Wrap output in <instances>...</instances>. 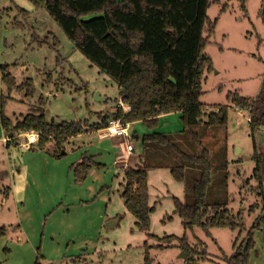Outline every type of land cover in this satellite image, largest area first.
I'll use <instances>...</instances> for the list:
<instances>
[{
    "label": "rangeland",
    "instance_id": "1",
    "mask_svg": "<svg viewBox=\"0 0 264 264\" xmlns=\"http://www.w3.org/2000/svg\"><path fill=\"white\" fill-rule=\"evenodd\" d=\"M243 2L212 0L208 9L211 20L219 19L206 49L215 66L203 83L201 101L208 108L229 104V91L254 97L261 87L264 73V0ZM223 6H227L225 11H222ZM0 64H9L16 82L9 90L0 71V111L3 109L13 119L33 112L43 95L48 121L88 120L93 123L101 114L111 113V109L117 106L116 99H120L118 83L75 47L47 8L36 7L31 0H0ZM29 78L34 87L31 94H27L28 88H20ZM178 116L182 123L181 116ZM248 118L247 110L231 108L226 126L208 127L203 124L194 131L199 133L203 145L211 152L213 182L208 191V204L227 203L234 213L245 206L244 220L250 228L258 216L264 218V202L261 203V195L252 192V186L256 185L254 179L244 184L255 167L252 159L254 142ZM176 127L172 121L162 129L168 133L179 129ZM1 129L0 226L8 227V235L0 238V264H28L36 258L39 246L46 264H143L146 244H165L168 240H158V237L168 235L176 237L169 242V247L151 248L152 257L161 264H187L179 247L180 238L185 234L190 241L196 243V237H199L207 244L212 259L200 264H225L223 258L217 260L218 255L223 257L233 253L238 231L215 227L211 229L213 235L208 236L200 227H195L194 231L185 230L182 218L175 211L176 200L187 204L194 202L193 181L200 177L202 168L200 164L183 161L168 147L159 145H152L154 150L147 153V161L142 167L150 170L157 163L184 165L187 181H178L167 174L162 180H153L157 189L151 187L150 205L154 209L150 213L149 233L136 225V218L127 210L124 198L115 194L108 213H114L117 218L109 219L98 234L84 232L86 236L81 237L74 230L63 232L64 236L55 238L64 242L63 248H59L57 243H52L51 228L58 226L60 220L52 224V213L48 211L55 200L53 195L50 198V190H46L43 202L41 195L26 196L31 186L26 182L45 180V172L41 168L31 172L25 158L29 148L14 143L8 147L2 140L5 134ZM256 136L261 150L264 148V129H260ZM173 140L187 153L198 155L203 150L190 132L174 136ZM71 146L72 142L67 141L64 151L72 152ZM44 148L54 156L53 142ZM15 187L16 197L13 195ZM7 189L9 192L5 193ZM21 201L27 204L24 218L30 236L29 233L16 235L15 232L19 231L13 233L14 229L21 228L15 203ZM254 203L259 207L252 212L254 208L250 207ZM260 222V227L254 229L255 247L251 257L257 264H264V220L260 219ZM247 234L245 232L241 240ZM68 244L70 250L66 248ZM81 246L84 248L80 249Z\"/></svg>",
    "mask_w": 264,
    "mask_h": 264
},
{
    "label": "trees",
    "instance_id": "2",
    "mask_svg": "<svg viewBox=\"0 0 264 264\" xmlns=\"http://www.w3.org/2000/svg\"><path fill=\"white\" fill-rule=\"evenodd\" d=\"M31 1L36 7L47 8L75 47L118 83L120 99L129 109L119 106L112 113L101 114V121L94 124L88 120L48 121L44 108L45 97L42 95L33 112L21 117L13 119L1 109L0 129L10 138L7 146L20 143L21 138H16L20 132L35 130L40 135L37 142L39 147L44 148L53 142L55 154L62 156L65 144L71 137L89 129L107 127L111 118L119 119L124 124L142 121L147 127L156 128L161 115L180 112L183 123L180 134L190 132L197 144L203 147L200 154L185 152L173 140L174 135L168 133L146 134L143 143L145 146H166L183 161L201 165V175L193 181L194 202L187 204L176 200L175 211L182 218L185 230L194 231L195 227H200L208 236L212 235L211 229L215 227L238 231L233 253L230 256L224 254L222 258L226 264H249L251 251L255 247L253 230L260 227V219L264 218L258 216L252 226L247 228L244 209L234 213L227 203L208 204V191L213 182L211 152L194 129L203 124L224 127L228 123L231 108L247 110L254 142L252 159L255 167L244 184L254 179L256 185L253 184L252 192L262 195L264 148H258L256 134L264 126V73L260 90L254 97L229 91V104L208 108L201 101L207 73L215 68L212 57L206 52L219 20L216 18L213 21L208 15L212 0ZM242 7L246 12L244 2ZM226 9L227 6H223L222 11ZM9 68V64H0L2 79L11 90L16 82ZM20 88H28L27 94L33 93L32 80L27 79ZM94 166L102 167L89 155H84L82 161L73 165L76 183L85 182ZM169 167L176 180L187 181L184 165ZM122 186L127 210L136 218V225L149 233L150 213L154 207L149 202L147 168L126 167ZM8 192V189L5 190V193ZM258 207L254 203L250 208H254L253 212ZM245 232L248 234L241 240ZM7 235L8 227L0 226V238ZM175 237H158V240H168L165 244H146L143 264H161L152 257L151 248L169 247V242ZM179 247L186 253L187 264H200L201 261L212 259L207 244L201 239L193 244L185 234L180 238ZM40 248H37V256L32 264H45V256Z\"/></svg>",
    "mask_w": 264,
    "mask_h": 264
},
{
    "label": "crops",
    "instance_id": "3",
    "mask_svg": "<svg viewBox=\"0 0 264 264\" xmlns=\"http://www.w3.org/2000/svg\"><path fill=\"white\" fill-rule=\"evenodd\" d=\"M206 78H208V73ZM116 108L117 106L112 108L111 113L114 112ZM178 115L181 116V113L172 112L161 115L159 125L156 128H149L142 121L127 123V140L133 145L131 151L127 149V140L111 134L108 130V126L99 129H89L75 137H71L68 142H72V152H68L66 149L62 156H57L56 154L53 156L50 153L51 151H45V148L39 147L37 143L31 145L28 149L30 151L25 153V158L28 159L27 167L30 168L31 172L39 168L43 169L42 171L45 172V180H31L30 183L26 182V184H31L27 189L28 192L26 196L29 198V194L32 196L36 195L37 197L41 195V201L43 202L47 194L46 190H50V198L53 195L55 201L48 212L52 213L50 217L53 218L52 224H56L58 220H60V224L51 228L53 236L52 243H57L59 248H63L62 244L64 242L61 243L55 239L64 236L63 232L68 233L74 230L75 233L81 234V237L86 236L84 232L98 234L109 219L117 218L114 213L108 212L110 203L115 194L122 196L125 168L128 166L142 167V164L145 166L147 153H152L150 151L154 150L152 146H145L143 143V136L154 132L166 133L164 132L165 130L162 129V126L172 121H174L175 126H177L176 128L179 129L170 131L168 134L175 132V134L172 133L174 136L180 135V132L183 130V124ZM99 121H101V116L97 121L91 124ZM262 128L264 129V126ZM23 141H25V139L21 138L20 143L14 144L22 146L21 144ZM24 147L28 148L27 146ZM84 155L93 156L95 161L100 163L102 167L94 166L89 172L85 182L79 184L75 181L72 166L82 161ZM165 174L173 177L169 165L157 163L148 170L149 202L152 197L151 187L157 189L152 183L153 180H158L157 178L162 180V178L166 176ZM152 175L154 177H152ZM37 181L39 182L36 183ZM13 191V195L16 197V187L13 188ZM261 200V203H263L264 192L261 195ZM15 203L19 211L18 225L21 228L20 230L14 229L13 233L19 231L15 232V234H28L29 231L26 227L24 218L26 214L24 210L27 204L25 201ZM241 208L244 209L245 206ZM115 224H117V220ZM253 233H255L254 230ZM28 235L30 236V233ZM74 236L76 238L78 237L77 235ZM87 237L91 238L89 235ZM197 239L201 238L196 237V242ZM65 241H67V239ZM190 242L195 243L193 241ZM57 244L54 245L56 246ZM69 246L70 244L67 245V250H70L71 247ZM83 248V246L80 247V249ZM218 256L217 260L220 261L222 257L220 255ZM35 259L36 258L28 264H32ZM254 260L255 259L251 257L249 264H257L256 260ZM44 263L46 264L45 261ZM224 263L226 264L225 261Z\"/></svg>",
    "mask_w": 264,
    "mask_h": 264
},
{
    "label": "built area",
    "instance_id": "4",
    "mask_svg": "<svg viewBox=\"0 0 264 264\" xmlns=\"http://www.w3.org/2000/svg\"><path fill=\"white\" fill-rule=\"evenodd\" d=\"M119 106L123 107L125 110L129 109V106L126 103H124L122 99H119V101L117 102V107ZM108 130L111 134L117 135L123 138L124 140L128 139V132H127L126 124L122 123L119 119L111 118L109 120ZM39 136L40 135L37 131L30 130V131L20 132L16 136V138H24L25 141H23L21 145L27 146L28 148H30L31 145L39 141ZM9 140L10 138L5 135V137L3 138L4 143L7 144ZM126 142H127V145H126L127 149L131 151L133 149V145L128 140Z\"/></svg>",
    "mask_w": 264,
    "mask_h": 264
},
{
    "label": "water",
    "instance_id": "5",
    "mask_svg": "<svg viewBox=\"0 0 264 264\" xmlns=\"http://www.w3.org/2000/svg\"><path fill=\"white\" fill-rule=\"evenodd\" d=\"M63 153H65V151ZM182 254H183V257L186 258V253L184 251Z\"/></svg>",
    "mask_w": 264,
    "mask_h": 264
}]
</instances>
